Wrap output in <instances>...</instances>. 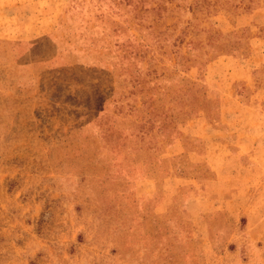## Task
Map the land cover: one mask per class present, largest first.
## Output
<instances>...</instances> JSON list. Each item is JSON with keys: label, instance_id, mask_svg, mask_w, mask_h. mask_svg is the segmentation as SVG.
<instances>
[{"label": "rangeland", "instance_id": "1", "mask_svg": "<svg viewBox=\"0 0 264 264\" xmlns=\"http://www.w3.org/2000/svg\"><path fill=\"white\" fill-rule=\"evenodd\" d=\"M0 264H264V0H0Z\"/></svg>", "mask_w": 264, "mask_h": 264}]
</instances>
